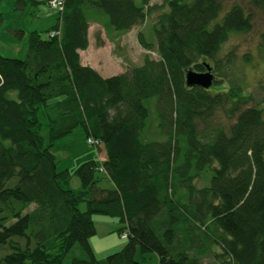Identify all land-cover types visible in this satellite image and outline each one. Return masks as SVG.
<instances>
[{"label":"trees","instance_id":"16d2710c","mask_svg":"<svg viewBox=\"0 0 264 264\" xmlns=\"http://www.w3.org/2000/svg\"><path fill=\"white\" fill-rule=\"evenodd\" d=\"M256 11L264 0H65L54 25L27 34L23 59L0 55V264H139L137 249L157 264H264V98L218 57L232 34L253 30ZM90 13L118 33L152 18V38L137 40L157 59L147 54L108 78L82 66ZM206 65L228 80L226 91L185 85L187 70ZM151 98L164 107L161 142L145 134ZM77 128L104 160L57 171L53 146ZM100 168L111 187L95 177ZM207 169L209 185L197 187ZM93 215L117 219L127 238L102 260L89 244Z\"/></svg>","mask_w":264,"mask_h":264},{"label":"rangeland","instance_id":"374dc122","mask_svg":"<svg viewBox=\"0 0 264 264\" xmlns=\"http://www.w3.org/2000/svg\"><path fill=\"white\" fill-rule=\"evenodd\" d=\"M17 0H1L0 1V13L3 16V23L0 26V55L7 58H18L21 50L26 48L27 34L30 31L37 30L44 32L53 22L56 21V12L50 9L46 2L47 0H35V4H29L23 10H16ZM162 0H150L151 4L159 5ZM191 1V0H186ZM246 0H227L230 2H239L245 4ZM54 14L55 16H51ZM95 17L96 15L93 14ZM97 18V16H96ZM102 19L107 21L105 16H101ZM53 21V22H52ZM255 21L253 30L248 34H232L228 41L222 46L219 58L223 63L229 61L230 73L240 80L245 91L250 93L255 98H264V51L260 50V34L264 31V14L260 11L255 13ZM153 22L152 18H149L145 24L136 26L129 30L127 33L121 36H115L111 33L112 28L108 26V34L104 32L102 27L98 32L91 30V45L92 47L100 44L107 45L108 47V73L122 69L124 72L132 67L141 66L145 55H149L152 59H157V55L152 52H145L138 43L137 33L142 32L147 40L152 38V32L150 25ZM19 28L25 32L23 39H16L13 36L11 30ZM103 36V39L101 38ZM15 39V40H14ZM228 59V60H227ZM108 61V62H109ZM211 64V62H210ZM228 69V68H227ZM123 72V73H124ZM217 79L222 80L220 84H212L208 89L211 94L217 92L226 91L230 84L226 78L217 76L218 74L211 71ZM145 106L148 108L149 114L146 121V135L148 140L161 142L164 141L165 135L160 131L161 116L160 111L164 110V107H160V111L157 107V99L151 98L145 101ZM264 106V104H263ZM169 112H167L168 114ZM216 121L226 123V119L221 111H215ZM169 118L166 119L165 124ZM41 135L47 140L46 129L41 130ZM65 143L64 146L57 144ZM58 145V147H57ZM97 148L92 145H88L84 136L83 130L77 128L72 134L65 138L56 141L53 146V154L57 159L56 170L62 171L68 169L71 174L84 162L94 160L98 166H101V161L96 155ZM103 162V161H102ZM105 173L98 171L95 175L96 178L101 179V185L108 187ZM211 178V171L206 170L204 177L196 182L197 187L209 185ZM80 187L78 178L72 177L70 182V188L77 191ZM79 209L81 211L86 210L85 203H80ZM92 221L95 225L96 233L89 238V244L95 254L97 260H102L108 255L121 249L127 242V238L123 234H119V229L123 225L118 222L117 219L102 216L93 215ZM126 232V230H124ZM73 256L82 257L83 254L79 248L72 250ZM69 258H66L64 264H69ZM135 259L139 264H157V256L154 253H147L141 255L139 249H137ZM210 258L205 259L206 263H210Z\"/></svg>","mask_w":264,"mask_h":264},{"label":"crops","instance_id":"0c3cea01","mask_svg":"<svg viewBox=\"0 0 264 264\" xmlns=\"http://www.w3.org/2000/svg\"><path fill=\"white\" fill-rule=\"evenodd\" d=\"M95 15L97 16V18H96V16L94 17L92 13H90V15H89V28H88V35H87L88 36V47L85 50L78 51L80 63L82 66H87V67H90L91 69L95 70L102 78H108V77H111L114 75L121 74L124 72L121 68L115 72L108 73V63L110 64V61L108 58V47H107V45L100 44V45L94 46V47H92V45H91V42H92L91 30L92 29L95 30V33L98 32V34H99V28L98 27H100V28L102 27L104 32L108 34L107 21H105V19L101 18V16H102L101 14H95ZM51 16H55V15L51 14L50 17ZM57 17H58V15L56 14V18ZM55 22L56 21H54L52 25H54ZM11 32L13 33V36L18 40L23 39L25 36V32L19 28H16L15 30H11ZM111 33H113L116 37L124 34V33H118L114 30H111ZM101 38L103 39V36H101ZM25 54H26V48H23L21 50L20 54L18 55V59H23L25 57ZM59 143L60 142H58L57 144H59ZM64 144L65 143H60L59 146H64ZM57 147H58V145H57ZM96 155L101 162L104 160V153L101 151H98V149H97ZM107 184H108V187H111L109 182Z\"/></svg>","mask_w":264,"mask_h":264},{"label":"water","instance_id":"95a60500","mask_svg":"<svg viewBox=\"0 0 264 264\" xmlns=\"http://www.w3.org/2000/svg\"><path fill=\"white\" fill-rule=\"evenodd\" d=\"M213 79L211 68L208 65H206V70L203 72L189 69L185 73V85L187 87H200L203 90H208L213 84Z\"/></svg>","mask_w":264,"mask_h":264},{"label":"built area","instance_id":"2783aa9c","mask_svg":"<svg viewBox=\"0 0 264 264\" xmlns=\"http://www.w3.org/2000/svg\"><path fill=\"white\" fill-rule=\"evenodd\" d=\"M64 2H65V0H49L48 6L51 9L55 10L57 13L61 14L63 12V9H64ZM59 35H60L59 30H54L49 34L50 37H55V36L58 37ZM86 141L89 145H92L95 147H97L99 145V143L92 138H88Z\"/></svg>","mask_w":264,"mask_h":264}]
</instances>
